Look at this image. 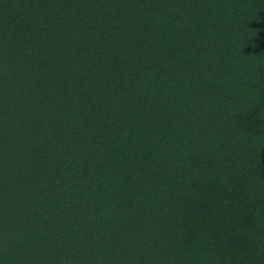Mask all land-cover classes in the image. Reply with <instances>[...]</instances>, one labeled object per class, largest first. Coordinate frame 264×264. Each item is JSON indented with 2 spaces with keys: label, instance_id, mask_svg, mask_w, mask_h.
I'll return each instance as SVG.
<instances>
[{
  "label": "trees",
  "instance_id": "16d2710c",
  "mask_svg": "<svg viewBox=\"0 0 264 264\" xmlns=\"http://www.w3.org/2000/svg\"><path fill=\"white\" fill-rule=\"evenodd\" d=\"M0 264H264V0H0Z\"/></svg>",
  "mask_w": 264,
  "mask_h": 264
}]
</instances>
